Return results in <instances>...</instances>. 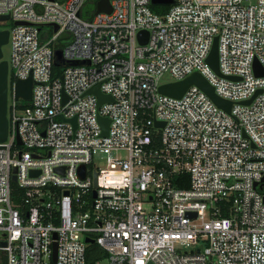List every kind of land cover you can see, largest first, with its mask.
I'll list each match as a JSON object with an SVG mask.
<instances>
[{
  "label": "built area",
  "instance_id": "obj_1",
  "mask_svg": "<svg viewBox=\"0 0 264 264\" xmlns=\"http://www.w3.org/2000/svg\"><path fill=\"white\" fill-rule=\"evenodd\" d=\"M109 1L111 13L100 0H0L13 23L0 264H90L95 244L94 264H264V0ZM216 38L220 74L207 63ZM58 49L87 64L56 66ZM196 72L230 113L196 86L159 92L165 75ZM30 77L32 100L18 101ZM98 87L113 101L86 94Z\"/></svg>",
  "mask_w": 264,
  "mask_h": 264
},
{
  "label": "water",
  "instance_id": "obj_2",
  "mask_svg": "<svg viewBox=\"0 0 264 264\" xmlns=\"http://www.w3.org/2000/svg\"><path fill=\"white\" fill-rule=\"evenodd\" d=\"M174 3V0H152V4L154 6L157 5H171ZM98 12L99 13H111L112 7L110 5L109 0H100L98 3ZM9 16H0V22H6L9 21ZM18 25V24H17ZM58 30V27H55V31ZM149 33L147 31H141L138 35L140 44L146 45L148 41ZM9 43V36L6 32H0V143H4L7 140L8 132H9V121H8V87H9V63L3 59V51L2 48L4 45ZM207 63L212 67V69L220 74V68H219V48H218V38L215 39L213 48L211 50V53L207 59ZM86 62H66L63 59L62 56V50L58 49L55 52V65L56 66H64V65H85ZM89 64V63H88ZM254 71L255 74L259 77L264 76V68L259 63V61H255L254 64ZM63 80V78H62ZM33 86L34 81L33 78L30 77L27 80H19L16 83L15 89H16V98L17 100H23L25 102H30L32 100V93H33ZM191 86H196L200 88L203 92H205L210 99L221 109L224 111L230 113L232 109V103L229 101H226L222 98H220L215 91V88L198 72L190 75L183 81L175 82V83H169L164 84L159 87V92L161 94L173 97V98H182L184 94L188 91V89ZM263 91L260 90L256 95L249 101L244 102V104L249 105L259 94H261ZM86 94H94L98 97V103L99 105L106 103V102H112V98L108 95H104L100 87L94 90H89ZM65 97V102H66ZM75 127H76V118L71 120ZM100 123L104 126V133L103 135L108 134V125L109 121L103 118H100ZM161 124L159 122L156 123V126H160ZM19 144H22L21 140L19 139ZM17 170L15 169V173ZM34 175L35 173H31ZM80 175L82 178H85L86 176V167L83 166L80 170ZM13 180L17 181V176L15 175L13 177ZM56 237V236H55ZM88 243H94L93 240L87 239ZM57 260V243L54 244V261Z\"/></svg>",
  "mask_w": 264,
  "mask_h": 264
},
{
  "label": "rangeland",
  "instance_id": "obj_3",
  "mask_svg": "<svg viewBox=\"0 0 264 264\" xmlns=\"http://www.w3.org/2000/svg\"><path fill=\"white\" fill-rule=\"evenodd\" d=\"M92 5H94V4H92ZM12 28H13V23L11 21H6V22L1 21L0 22V32L8 33L9 40H10V34H11ZM53 35H54V32L52 31L48 36H53ZM67 36H68V33H65L64 37H67ZM2 51H3V59L10 64V61H11V46H10V44L8 43V44L4 45L2 48ZM170 82H173V79L168 75H165L161 79V84H166V83H170ZM9 101L11 103V98H9ZM22 149L24 150V148H22ZM14 184L17 186L15 189V191H17L18 184L17 183H14ZM13 204L15 205L16 201H14Z\"/></svg>",
  "mask_w": 264,
  "mask_h": 264
},
{
  "label": "trees",
  "instance_id": "obj_4",
  "mask_svg": "<svg viewBox=\"0 0 264 264\" xmlns=\"http://www.w3.org/2000/svg\"><path fill=\"white\" fill-rule=\"evenodd\" d=\"M154 12L158 13V14H163L164 13V10H162L161 8H158V7H153L152 8ZM23 105H28V103H23ZM13 187V201H16V204H19L20 203V198L21 196H19V194H21L20 192V189H17V191H15L16 189V185L13 184L12 185ZM20 197V198H19ZM105 258V253L104 251L98 246V245H91L89 248H88V262L90 264H94L97 260H102Z\"/></svg>",
  "mask_w": 264,
  "mask_h": 264
}]
</instances>
